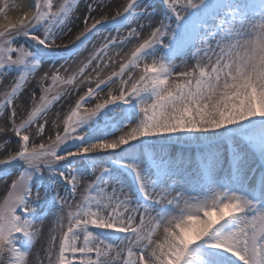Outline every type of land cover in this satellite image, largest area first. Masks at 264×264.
<instances>
[{
  "label": "snow or ice",
  "instance_id": "obj_1",
  "mask_svg": "<svg viewBox=\"0 0 264 264\" xmlns=\"http://www.w3.org/2000/svg\"><path fill=\"white\" fill-rule=\"evenodd\" d=\"M0 14V264H264V0Z\"/></svg>",
  "mask_w": 264,
  "mask_h": 264
},
{
  "label": "bare ground",
  "instance_id": "obj_2",
  "mask_svg": "<svg viewBox=\"0 0 264 264\" xmlns=\"http://www.w3.org/2000/svg\"><path fill=\"white\" fill-rule=\"evenodd\" d=\"M21 2H23V0H21ZM23 10H27L26 8L25 9H23ZM20 14V12L18 11V10H13V11H11L10 12V16H11V18L14 20L18 15ZM1 17V16H0Z\"/></svg>",
  "mask_w": 264,
  "mask_h": 264
},
{
  "label": "rangeland",
  "instance_id": "obj_3",
  "mask_svg": "<svg viewBox=\"0 0 264 264\" xmlns=\"http://www.w3.org/2000/svg\"><path fill=\"white\" fill-rule=\"evenodd\" d=\"M10 12H9V17H10V19H12L11 16H10ZM0 16H1L0 17V25H2L4 23V19H3V15L2 14H0ZM65 39H67V37Z\"/></svg>",
  "mask_w": 264,
  "mask_h": 264
}]
</instances>
